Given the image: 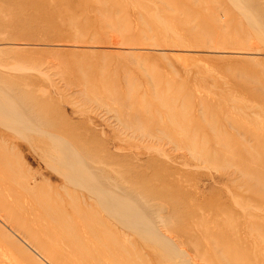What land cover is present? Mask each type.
Listing matches in <instances>:
<instances>
[{
    "label": "rangeland",
    "instance_id": "obj_1",
    "mask_svg": "<svg viewBox=\"0 0 264 264\" xmlns=\"http://www.w3.org/2000/svg\"><path fill=\"white\" fill-rule=\"evenodd\" d=\"M45 1L0 3V90L31 124L19 135L0 121V183L21 196L29 190L34 204L61 213L50 225L64 243V235L103 243L88 227L92 215H105L84 188L65 181L54 135L62 141L57 149L79 157L98 179L138 194L167 189L168 199L152 203L169 210L168 229L158 228L175 243H212L208 232L218 243H236L253 263L250 243H264V0ZM118 98L127 104L121 120ZM167 112L174 124L160 131L156 121ZM194 181L206 186L200 198L186 196ZM247 182L260 190L250 201ZM190 199L211 208L227 200L231 213L200 208L191 215ZM147 236L125 231L132 244L124 255L162 263L145 246L157 239ZM0 264H8L2 255Z\"/></svg>",
    "mask_w": 264,
    "mask_h": 264
},
{
    "label": "bare ground",
    "instance_id": "obj_2",
    "mask_svg": "<svg viewBox=\"0 0 264 264\" xmlns=\"http://www.w3.org/2000/svg\"><path fill=\"white\" fill-rule=\"evenodd\" d=\"M12 1L21 2L25 6L32 5L33 2H37V4L41 5L46 4L45 0H0V3L1 6H8L11 5ZM255 21L256 20L253 21L251 18L249 22L256 23ZM17 87H19V85ZM26 90L27 89H25V92L27 93L28 90ZM27 95L28 94H26V96ZM12 96H14V94H12ZM29 96L30 95H28V97ZM14 98L15 97L12 99L11 94L9 95L8 92L0 90V121H3L2 123L6 127L17 131L19 134V130L30 128L29 126L31 124L29 122L30 120H28L25 115L26 112L16 103L17 101ZM119 98L113 100V102L116 104L115 109H118L117 112L120 110L119 118L121 120L123 115H125L123 109H126L127 104ZM27 99L26 97V101ZM19 101H21V99ZM23 101L24 100H22V102ZM27 104L28 103H26V105ZM27 106L29 109V105ZM162 106L164 110H168V112H170L171 109L173 110L169 102H163ZM168 112L165 117L160 116L156 121V127L160 129V131L165 130L166 122L169 126L174 124L173 115ZM189 113H191V110ZM215 127H217V125ZM210 128L213 129L212 127ZM21 134L22 132L19 135ZM147 134L145 132L142 136L147 137ZM50 137L54 145L52 150L56 154L54 157L57 162L56 164H58L62 170L65 181L74 187L84 188L89 194L88 200L95 201V208L99 209V211L105 215V217L96 214L92 215V217H90V227H88V231L93 237H102L101 240H103V243H83L79 238L69 237L67 235H64V239L66 240V243H64L60 237L56 236L57 227L50 225V219L55 218L53 214H59L61 216L62 214L55 213L49 206L38 205L36 202V204H34L31 199L34 197L33 192L29 190H25V194L22 196L14 194L12 190L9 189V186H7L8 182L6 181L4 183L2 181L3 183H0V236H2V238L0 237V255L8 261V264H149L143 258L139 259L141 261H136L124 255L127 251V244H132L125 243L124 241V233L128 230H134L138 235L143 236L145 240H147L148 234L154 235L157 241L155 242L151 239V242L153 241L154 243H145V246L154 253V261L158 262V260H160L162 262H158V264H188L189 262L184 258V253H186V255L190 254L193 262L198 260L201 264H264V243H255L254 241L250 243L253 248L252 255L255 257L253 263H248L243 253L236 246V243H218L217 238L213 237V235L208 232L205 233V238H209L212 243H201L198 239L194 240L193 243H175V239L173 240L168 233L165 234L166 231L163 233L158 228L159 225L162 227L167 226L163 215L167 214L169 210L163 211L160 207L152 203L155 199L164 201V198H167L170 194L167 189L162 190L155 186L154 188L140 191L138 194V191L134 188H122L107 182V179H98L90 171L86 163L80 161L79 157H73L70 153L67 154L68 151H62V148L61 150L57 149L62 141L54 135ZM190 144L192 145V143ZM71 149L73 150L72 147ZM235 171L238 172V170ZM231 177H233L234 183L237 184L239 182L235 178L234 172L231 174ZM242 177H245V173H242ZM164 182L166 181H160V183ZM166 183L176 189L182 188V182ZM236 184L232 185L233 189L239 187V185ZM247 184L248 182L242 183L245 187ZM256 185L258 186V184H254L252 187L247 186L249 194L247 198L249 197V201L251 198H255L256 194L254 191H260ZM193 187L196 191H194L193 194H186V196L200 198L206 186L201 189L196 181H194ZM261 188L264 189V186ZM260 192L264 193V191ZM138 198L144 201L141 202L142 200L139 201ZM190 201H192L190 207L191 211H189L191 215L193 213L195 214L200 208L207 212L215 210L217 214L221 211L225 214L231 213V208L227 205V200L223 202L217 201L215 203V208H211L207 204L199 202L196 199H190ZM83 202L86 203L85 199H83ZM73 209L77 210V205L73 206ZM173 209L179 210L176 206H173ZM38 211H40V213H38ZM247 214L251 216V213L245 212L243 217H248ZM37 215L41 216L43 219H37ZM207 216L209 217V215ZM183 217L186 219L185 216ZM249 222L250 221L243 223L244 227L249 225ZM108 227L110 228L109 230ZM166 229L168 228L166 227ZM117 231H119L123 239L119 240V237L114 235ZM145 236H147V238H145ZM148 240H150V238H148ZM181 249L184 250V253Z\"/></svg>",
    "mask_w": 264,
    "mask_h": 264
}]
</instances>
